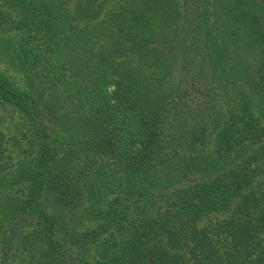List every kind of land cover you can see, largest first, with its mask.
Listing matches in <instances>:
<instances>
[{
  "label": "trees",
  "instance_id": "16d2710c",
  "mask_svg": "<svg viewBox=\"0 0 264 264\" xmlns=\"http://www.w3.org/2000/svg\"><path fill=\"white\" fill-rule=\"evenodd\" d=\"M0 264H264V0H0Z\"/></svg>",
  "mask_w": 264,
  "mask_h": 264
},
{
  "label": "rangeland",
  "instance_id": "374dc122",
  "mask_svg": "<svg viewBox=\"0 0 264 264\" xmlns=\"http://www.w3.org/2000/svg\"><path fill=\"white\" fill-rule=\"evenodd\" d=\"M6 113L4 114V118L6 120V123L12 124V120L10 119V115L13 114L12 110H9V108L6 109Z\"/></svg>",
  "mask_w": 264,
  "mask_h": 264
}]
</instances>
